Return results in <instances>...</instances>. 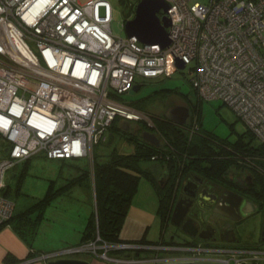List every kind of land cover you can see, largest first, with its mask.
<instances>
[{
  "label": "built area",
  "instance_id": "built-area-1",
  "mask_svg": "<svg viewBox=\"0 0 264 264\" xmlns=\"http://www.w3.org/2000/svg\"><path fill=\"white\" fill-rule=\"evenodd\" d=\"M163 1L168 9L159 16L170 19L165 47L114 35L108 0H0V137L6 144L0 157V226L14 213L15 203L2 194L10 167L42 155L85 159L92 169L94 149L107 144L115 119L119 126L150 123L120 96L138 78L181 70L178 61L188 67V81L201 99L221 100L264 143V0ZM191 123L196 127V119ZM100 239L96 235L36 259L90 251L116 262L120 257L108 253L133 249L156 251L150 264H264L261 246L245 251L251 246L233 249L207 240L150 245L101 240L97 246ZM244 253L249 257L240 256Z\"/></svg>",
  "mask_w": 264,
  "mask_h": 264
},
{
  "label": "rangeland",
  "instance_id": "rangeland-1",
  "mask_svg": "<svg viewBox=\"0 0 264 264\" xmlns=\"http://www.w3.org/2000/svg\"><path fill=\"white\" fill-rule=\"evenodd\" d=\"M108 1L113 9L111 21L112 33L116 36L125 37L126 32L123 24L126 20L133 17L136 4L139 0ZM195 1L207 2V0ZM161 13L162 11L158 12L159 15ZM136 85H139L137 90L132 88L128 93L121 95L120 100L130 102L132 106L135 108L138 107V110L147 114L150 118V123L147 120L145 121L149 125L148 129L145 131L157 134L155 129L151 128L152 119L160 118L159 115H162L167 106L173 101L188 108L189 114L185 123L193 122L196 118L198 120V116L192 109L197 108L201 114V130L211 135L215 140H226L232 143L238 139L240 134L246 133L247 127L245 123L221 100H205L197 97L193 87L188 81V67L174 71L168 77L138 78ZM118 121L119 119L117 118L115 123ZM142 121L144 120L131 121L126 132L129 133L131 131L132 133L135 128L142 129L140 127ZM122 131L121 129L114 131L115 137L112 144L107 145L103 142L97 146V148L95 147V152L105 157L114 147L131 150L132 147L127 141V135ZM158 136L157 138L160 144L164 147V137H162L161 134H158ZM247 137L246 135L244 139L246 140ZM3 142L4 141L0 137V146ZM164 159V157H151L150 160L141 163V168L149 170L153 174L156 183H160V180L163 181L164 179V177H159L160 173L165 171ZM60 162L61 161L56 159H47L42 155H36L31 157V161L21 178H19V173L23 165L21 162L15 164L6 171L4 176L5 189L7 188V196L16 205L15 213L23 211L38 198L43 196L49 181L58 177ZM236 168L239 169V166ZM61 169L63 173H68L67 166L66 169L64 167ZM241 169L243 168L241 167ZM70 175L72 174L70 173L68 176ZM58 184L59 182H57V185ZM156 194L157 192L152 182L141 175L136 189L132 194L128 210L119 231L120 239L126 241L142 240L149 245L152 243L159 244L162 241L164 243H179L177 240H179L181 235H184L181 232H178L179 235L174 234V228L169 221H167L166 224H162L160 214L156 212L158 205ZM94 196L95 193L92 187L86 188L84 186L75 185L68 193L57 199L56 203L51 207V211L54 210L53 214H47L45 219H42L35 233H31V230H25L27 238L30 240L31 245L36 248L37 252L46 254L66 247L75 246L79 240L78 230L80 226L77 212H79L80 206H85L86 211L84 214L87 216L89 211L94 209ZM88 206L89 208L91 207L90 210H88ZM51 208L49 207L47 212ZM82 212L83 210L81 209L79 214H83ZM262 221L259 214L250 216L239 226V242H226L223 244V247L245 249L251 246L250 250L245 251H251L255 249V247L260 246L264 248V242L260 240V237L264 238V235H261ZM22 227L25 228V225L23 224ZM98 242L99 244H97V246L101 243L103 244L101 239ZM86 253H89L92 257L96 256L99 261L110 264H142L140 260L143 258L140 256L154 257L157 254L156 251L152 250L135 251L133 249L117 250L114 254L111 252L108 253L111 256L120 257L121 260L116 262H110L106 260L107 258H101L98 253L95 254L90 251L66 255H69L67 258H76ZM245 253L240 256L248 258L249 256ZM169 254L174 255L177 253L171 252ZM233 255L237 256L236 253H233ZM160 256H164L162 251ZM228 256L230 255L228 254ZM144 261H146L145 258ZM250 261L251 260H245L243 264H251Z\"/></svg>",
  "mask_w": 264,
  "mask_h": 264
},
{
  "label": "trees",
  "instance_id": "trees-1",
  "mask_svg": "<svg viewBox=\"0 0 264 264\" xmlns=\"http://www.w3.org/2000/svg\"><path fill=\"white\" fill-rule=\"evenodd\" d=\"M197 97L201 99L198 95ZM192 109L198 116L197 125L193 129L191 122H189L191 124L178 125L161 118L152 119L151 128L155 129L157 137H159L158 134L164 137V147L161 144L153 145L143 139L141 134L148 129L149 125L142 121L140 126L142 129L137 128L136 133H130L127 136L131 150L114 147L105 157L94 150L92 169L85 159H56L61 161L58 177L49 181L43 196L33 204L19 213L14 212L8 224H12L17 233L30 245L31 242L25 230L35 233L42 219H45L48 208L53 207L57 199L68 193L75 185H80L86 188L92 187L95 196L94 209H91L87 216L84 214L81 220L84 222L80 228L81 239L78 244L94 240L96 235H99L106 243L127 242L119 238V231L141 175L155 186L158 200L156 212L160 214L162 224L166 222L167 187L156 183L153 174L141 168V163L150 160L152 156L165 158V171L178 173L196 170L214 181L222 180L224 174L235 166L260 172L264 176V143L259 142L248 129L232 143L226 140H215L201 130L200 111L197 108ZM116 120L110 126L114 134V131L119 129V125L115 123ZM246 135L248 137L245 140ZM5 145L3 142L0 146V157L4 154L1 150ZM30 161L31 158L21 161L23 165L19 178L25 173ZM66 166L67 174L61 169L62 167L66 169ZM70 173L72 175L68 176ZM57 182H59L58 185ZM6 189L2 191L4 196H7ZM23 224L25 228L22 227ZM135 242L145 243L142 240ZM32 251V249L29 250V252Z\"/></svg>",
  "mask_w": 264,
  "mask_h": 264
},
{
  "label": "flooded vegetation",
  "instance_id": "flooded-vegetation-1",
  "mask_svg": "<svg viewBox=\"0 0 264 264\" xmlns=\"http://www.w3.org/2000/svg\"><path fill=\"white\" fill-rule=\"evenodd\" d=\"M173 105L181 104L171 101L167 108ZM163 114L159 115L161 119L174 122L173 120L165 119ZM128 127L129 124H120L119 129L123 130L122 132L128 136L131 133V131L129 133L126 132ZM136 132L137 128L133 129L132 134ZM159 177H164L163 181L160 180V184L167 187L166 201L168 207L166 222H170L176 202L180 200L182 201V206L187 207L185 217L191 219L193 225L197 228L195 236H191L171 224L174 228V234L179 235L178 232H181L184 235H181L179 240H177L179 243L203 240L199 237V234L206 230L209 237L207 241L212 244H225L226 242L221 241L220 237L223 235V231L228 229L235 231L239 242V226L247 218L255 214H259L261 220H263L261 228L264 231V176L260 172H255L245 167L243 169L235 167L225 173L220 181H214L196 170L180 171L178 173L167 170L162 171ZM186 181L191 182L189 189L194 195L189 196L183 193L182 185ZM232 194L240 197L238 208L240 217L237 221L231 220L224 213L215 211V208L218 209V206L216 207L218 198H229ZM252 203L255 205L254 211H252ZM219 210L222 211L221 208ZM234 216L236 215L234 214ZM260 238L264 242V238Z\"/></svg>",
  "mask_w": 264,
  "mask_h": 264
},
{
  "label": "water",
  "instance_id": "water-1",
  "mask_svg": "<svg viewBox=\"0 0 264 264\" xmlns=\"http://www.w3.org/2000/svg\"><path fill=\"white\" fill-rule=\"evenodd\" d=\"M168 9V5L163 0H139L135 7L134 15L131 19L125 21V32L127 36H135L140 42L146 44L158 43L161 47H165L170 43V39L167 32V27L170 25V19L164 14L159 16L158 12L165 13ZM178 68L182 69L184 64L181 61L177 62ZM134 90L139 88V85H135ZM189 110L182 105H173L166 109L163 117L168 120H173L176 124L182 125L186 122ZM114 133L108 134L107 145H111L114 141ZM142 137L147 142L158 146L160 144L159 139L153 133L143 131ZM190 181H186L182 185V191L189 196L194 195L190 191ZM240 197L232 194L230 197H220L215 208L216 212L224 213L231 218V220L237 221L239 215ZM253 204V203H252ZM255 205L253 204L252 211H254ZM222 209V211L219 210ZM187 207L182 206V201H177L174 210L170 217V223L176 227H179L183 232L188 235L195 236L197 228L193 225L191 219L186 218ZM228 212V213H227ZM234 214L236 216H234ZM207 231L199 234L201 239L208 240ZM264 234V231H262ZM221 241L227 243L238 242L235 231L228 229L223 231V235L220 237ZM47 264H89L88 261L78 258H58L49 260Z\"/></svg>",
  "mask_w": 264,
  "mask_h": 264
},
{
  "label": "crops",
  "instance_id": "crops-1",
  "mask_svg": "<svg viewBox=\"0 0 264 264\" xmlns=\"http://www.w3.org/2000/svg\"><path fill=\"white\" fill-rule=\"evenodd\" d=\"M15 208L16 205L14 207V212ZM90 208L88 206V210H90ZM81 209L83 210L82 213L84 214L86 211L85 206H80V209L78 211L80 212ZM51 210L52 208L48 212H46V214H53L54 210ZM79 212H77L78 219L80 220V226L78 230L79 240L77 243L80 242V228L84 222V220L83 222H81V220L84 218V215L79 214ZM30 249H32L33 251L29 252ZM40 254L41 253H38L35 247H33L31 244L29 245L27 241L20 234L17 233L15 228L12 227V224L0 226V264H47L49 260L45 261L36 259ZM150 257L151 256L144 257L145 259H147V261H142V264H150L151 259H148ZM76 258L86 260L89 262V264H110L99 261L96 256L92 257L91 255H89V253L82 254L81 256H78Z\"/></svg>",
  "mask_w": 264,
  "mask_h": 264
}]
</instances>
